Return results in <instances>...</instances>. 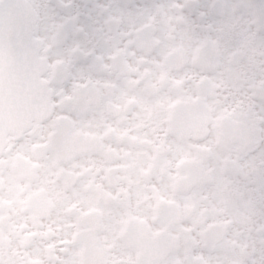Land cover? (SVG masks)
<instances>
[{
  "label": "clouds",
  "instance_id": "1",
  "mask_svg": "<svg viewBox=\"0 0 264 264\" xmlns=\"http://www.w3.org/2000/svg\"><path fill=\"white\" fill-rule=\"evenodd\" d=\"M0 264H264V0H0Z\"/></svg>",
  "mask_w": 264,
  "mask_h": 264
}]
</instances>
